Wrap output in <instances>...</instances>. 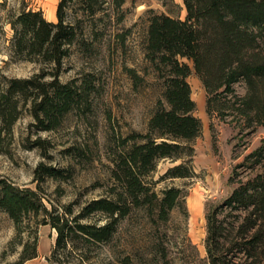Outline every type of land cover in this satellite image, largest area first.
<instances>
[{"label":"trees","instance_id":"obj_1","mask_svg":"<svg viewBox=\"0 0 264 264\" xmlns=\"http://www.w3.org/2000/svg\"><path fill=\"white\" fill-rule=\"evenodd\" d=\"M74 1L81 2L84 14L93 19L110 3L60 0L57 21L34 9H23L12 21L15 52L26 59L52 63L55 71L0 81V130H11L22 100L31 101L32 115L44 130L57 128L76 108H91L97 91L92 77L61 79L63 60L72 47L78 43L86 49L89 46L81 18L70 14ZM115 2L121 6L124 0ZM184 4L185 18L150 15L144 53L160 80L161 96L147 130H132L120 137L106 195L88 201L77 216L101 214L105 221L70 219L71 207L61 212L46 204L41 182L48 177L66 179L71 169L40 162L33 180L36 188L0 177V209L14 220L23 246L16 260L3 264H28L39 255L36 226L40 223L51 224L58 231L55 256L72 245L76 236L93 243L111 241L136 209L155 213V222L170 219L171 211L182 204L187 193L181 187L167 186L160 196L155 183L195 175L194 141L204 126L196 114L198 105L188 80L193 69L206 90L210 116L231 108L249 126L264 127V0H184ZM131 74L136 83L142 78L134 70ZM239 82L246 85L242 96L235 90ZM163 159L174 164L154 181L153 174ZM247 159L257 171L207 209V264H264V138Z\"/></svg>","mask_w":264,"mask_h":264},{"label":"rangeland","instance_id":"obj_2","mask_svg":"<svg viewBox=\"0 0 264 264\" xmlns=\"http://www.w3.org/2000/svg\"><path fill=\"white\" fill-rule=\"evenodd\" d=\"M59 2L0 0V81L55 71L52 63L26 59L15 52L12 21L23 9L42 10L51 20ZM73 5L70 14L81 18L89 46L86 49L78 43L72 47V53L63 60L61 79L92 77L97 91L93 92L91 108H76L57 128L44 130L32 115L31 101L22 100L11 130H0V177L36 188L33 180L40 162L71 169L66 179L48 177L41 182L46 204L61 212L71 207L70 219L103 223L101 214L77 216L88 201L106 195L120 137L132 130L146 131L161 96L160 80L144 53L149 17L166 13L185 18L186 8L184 0H124L121 6L110 0L107 9L93 19L84 14L81 2L74 1ZM51 21H57V17ZM183 60L193 67L191 60ZM131 70L142 77L137 83ZM188 80L198 105L196 114L204 127L194 141L195 175L155 183L160 196L167 186L181 187L187 193L182 204L171 211L170 219L155 222V213L147 208L136 209L111 241L93 243L76 236L72 245L55 256L58 231L51 224L40 223L36 226L39 255L28 264H207V209L257 171L247 155L260 145L264 127L249 126L231 108L210 116L206 90L194 69ZM235 90L244 95L245 83H237ZM202 96L204 107L199 103ZM173 164L161 160L153 180L157 181ZM22 247L14 220L0 209V264L16 260Z\"/></svg>","mask_w":264,"mask_h":264},{"label":"crops","instance_id":"obj_3","mask_svg":"<svg viewBox=\"0 0 264 264\" xmlns=\"http://www.w3.org/2000/svg\"><path fill=\"white\" fill-rule=\"evenodd\" d=\"M51 20H54V17H52ZM199 103H200V105H202V107H204V105H205V97L202 96V98H201Z\"/></svg>","mask_w":264,"mask_h":264},{"label":"bare ground","instance_id":"obj_4","mask_svg":"<svg viewBox=\"0 0 264 264\" xmlns=\"http://www.w3.org/2000/svg\"><path fill=\"white\" fill-rule=\"evenodd\" d=\"M53 13H54V11H53ZM52 17L56 18V17H57L56 13H54V14L52 15Z\"/></svg>","mask_w":264,"mask_h":264}]
</instances>
